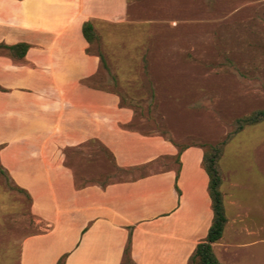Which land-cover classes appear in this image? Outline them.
Wrapping results in <instances>:
<instances>
[{
	"label": "crops",
	"instance_id": "1",
	"mask_svg": "<svg viewBox=\"0 0 264 264\" xmlns=\"http://www.w3.org/2000/svg\"><path fill=\"white\" fill-rule=\"evenodd\" d=\"M130 4L0 0V44H29L21 59L0 48V165L37 227L19 264H123L127 247L135 264H188L213 222L204 147L131 128L133 109L95 83L84 23L117 27Z\"/></svg>",
	"mask_w": 264,
	"mask_h": 264
},
{
	"label": "rangeland",
	"instance_id": "2",
	"mask_svg": "<svg viewBox=\"0 0 264 264\" xmlns=\"http://www.w3.org/2000/svg\"><path fill=\"white\" fill-rule=\"evenodd\" d=\"M129 15L89 43L102 56L95 83L133 109L131 128L206 147L264 108V0H131ZM220 167L228 222L214 251L227 264H264V119L228 139ZM30 202L0 165V264H19L37 229Z\"/></svg>",
	"mask_w": 264,
	"mask_h": 264
},
{
	"label": "trees",
	"instance_id": "3",
	"mask_svg": "<svg viewBox=\"0 0 264 264\" xmlns=\"http://www.w3.org/2000/svg\"><path fill=\"white\" fill-rule=\"evenodd\" d=\"M83 32L89 42H93L98 39V34L91 22L84 23ZM28 47L29 44L27 43H18L15 45L0 44V48H5L8 54L18 59L24 57ZM263 119L264 108L238 118L236 120V127L234 131L218 144L208 145L206 147L201 145L204 147L203 166L209 175V193L212 199L214 216L213 222L209 228L205 240L198 243L196 250L191 256L188 264H227L219 260L213 248V243L222 238L226 224L228 222L225 196L222 190L223 176L220 167V157L223 146L228 141V139L242 130L246 125L257 123ZM178 145L181 151L190 146H182L180 144ZM3 171L9 176L6 170L3 169ZM66 256V254L61 256L57 264H65ZM126 258L129 261H133L130 256L129 247H127Z\"/></svg>",
	"mask_w": 264,
	"mask_h": 264
}]
</instances>
